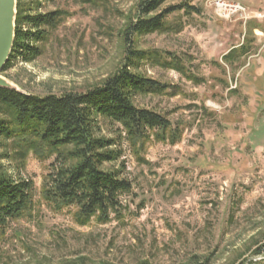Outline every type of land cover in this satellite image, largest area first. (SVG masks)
<instances>
[{
  "label": "rangeland",
  "instance_id": "obj_1",
  "mask_svg": "<svg viewBox=\"0 0 264 264\" xmlns=\"http://www.w3.org/2000/svg\"><path fill=\"white\" fill-rule=\"evenodd\" d=\"M141 1L21 0L24 11L59 10L60 19L38 55L15 56L1 76L37 96L100 85L123 62ZM210 1L163 0L160 10L182 7L167 16L172 29L132 35L145 54L131 71L167 86L132 102L169 121L164 139L148 130L133 144L122 125L94 115V135L118 154L103 168L131 184L106 223L80 225L72 209H51L42 189L60 162L0 136V173L32 187L29 214L0 233V264H264V17L222 18ZM233 1L264 12V0ZM243 41L249 52L224 63ZM152 51L180 59L186 73ZM7 115L0 106V119Z\"/></svg>",
  "mask_w": 264,
  "mask_h": 264
},
{
  "label": "trees",
  "instance_id": "obj_2",
  "mask_svg": "<svg viewBox=\"0 0 264 264\" xmlns=\"http://www.w3.org/2000/svg\"><path fill=\"white\" fill-rule=\"evenodd\" d=\"M20 1L17 0L15 37L3 70L15 56L27 61L38 55L40 50L36 44L45 39L47 29L60 19L59 10L30 13L21 8ZM162 2H139L136 19L125 29L123 62L100 85L80 93L43 96L0 87V106L8 114V119H0V136L14 140L21 150L32 151L39 158L55 155L60 164H53L47 174L42 199L55 211L72 209L73 218L80 225L93 218L106 223L112 213H119V195L131 189L128 180L103 168L104 163L116 159L118 154L109 149L112 140L94 135V115H102L122 125L133 144L148 130H156V137L164 139L169 129L170 123L165 117L138 108L132 102L136 94L160 93L167 87L131 71L134 61L145 54L133 49L132 35L172 29L174 25L167 16L182 8L173 6L160 10ZM151 13L154 15L147 17ZM250 48L251 44L243 41L224 54L222 60L231 64L247 54ZM165 54L152 51L150 58L162 66L186 73L180 59L168 58ZM31 192L29 181H14L0 173V233L11 220L29 214Z\"/></svg>",
  "mask_w": 264,
  "mask_h": 264
},
{
  "label": "water",
  "instance_id": "obj_3",
  "mask_svg": "<svg viewBox=\"0 0 264 264\" xmlns=\"http://www.w3.org/2000/svg\"><path fill=\"white\" fill-rule=\"evenodd\" d=\"M16 3L17 0H0V87L25 94V92L1 76L15 37Z\"/></svg>",
  "mask_w": 264,
  "mask_h": 264
},
{
  "label": "built area",
  "instance_id": "obj_4",
  "mask_svg": "<svg viewBox=\"0 0 264 264\" xmlns=\"http://www.w3.org/2000/svg\"><path fill=\"white\" fill-rule=\"evenodd\" d=\"M210 5L213 6L216 14L222 18H230L234 16H240L244 19H251L252 17H264L263 10H254L250 14V11L241 3L233 0H211ZM254 15V16H249ZM251 17V18H250Z\"/></svg>",
  "mask_w": 264,
  "mask_h": 264
},
{
  "label": "crops",
  "instance_id": "obj_5",
  "mask_svg": "<svg viewBox=\"0 0 264 264\" xmlns=\"http://www.w3.org/2000/svg\"><path fill=\"white\" fill-rule=\"evenodd\" d=\"M254 29H255V28H254ZM254 29H253V30H254Z\"/></svg>",
  "mask_w": 264,
  "mask_h": 264
}]
</instances>
